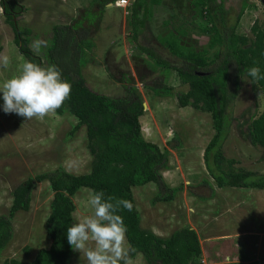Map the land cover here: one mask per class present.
Segmentation results:
<instances>
[{"label": "rangeland", "instance_id": "1", "mask_svg": "<svg viewBox=\"0 0 264 264\" xmlns=\"http://www.w3.org/2000/svg\"><path fill=\"white\" fill-rule=\"evenodd\" d=\"M16 1L24 7L17 14V26L30 31L25 36L30 48L36 39L48 41L57 24L87 28L95 43L90 62L83 69L89 87L111 97L125 95L131 86L140 93L146 105L140 117L143 135L169 152L170 167L161 174L170 187L180 188L173 200L153 203L158 186L154 182L136 186L134 196L142 226L163 235L184 225L195 229L203 243L206 261L202 264H264V189L217 186L204 160L205 148L215 133L211 114L192 106L181 107L177 94L187 90V84L181 83L175 69L157 63L141 49L152 48L164 60L176 63L160 41L175 26L185 28L184 44L200 50L209 46L211 17L220 28L236 26V32L244 35L250 34L255 20L264 25L261 2L209 0L204 5L201 0H145L144 11L149 9L151 15L141 12L143 25L136 39L131 23L135 0H126L123 5L119 4L122 0ZM0 55L12 60L8 69L0 68L3 84L19 74L25 58L1 4ZM249 81L240 78L222 147L228 158L238 161L237 167L264 175V146L254 145L249 139L251 121L264 111V89ZM157 86L171 87L172 95H155L153 88ZM3 104L0 92V215H9L12 191L20 182L59 168L75 174L89 172L92 155L87 147L86 125L77 126L79 121L73 114L55 112L42 120H26L14 112L5 113ZM204 179L210 183H204ZM89 190L82 187L72 197L74 220L90 214L82 203ZM52 198L48 181L40 182L32 191L29 210L19 211L12 218L13 237L0 254V264L11 259L30 261L41 248L50 246L46 221ZM70 264H87V259L74 251ZM132 264L147 262L138 254Z\"/></svg>", "mask_w": 264, "mask_h": 264}, {"label": "trees", "instance_id": "2", "mask_svg": "<svg viewBox=\"0 0 264 264\" xmlns=\"http://www.w3.org/2000/svg\"><path fill=\"white\" fill-rule=\"evenodd\" d=\"M160 1L153 0L154 3ZM144 2L135 0L132 7L131 23L136 39L143 25L141 12L151 15L149 9L144 11ZM200 2L205 5L209 0ZM0 4L6 12L24 10L16 0H0ZM219 9L223 14V5ZM203 10L207 12V9ZM211 20L213 33L207 48L198 50L184 44L187 33L182 26H175L160 37L176 63L164 60L152 48L141 49L157 63L175 69L181 83L187 84L188 89L177 94L181 107L192 106L211 114L215 133L205 148L204 160L208 174L217 186L264 189V175L237 167L238 161L228 158L222 147L229 130V108L240 88V78L251 80L247 70L253 66L259 67L264 75V25L255 20L250 34L244 35L236 32V26L222 29L213 17ZM6 21L16 32V42L25 60L41 66L56 65L62 72V78L71 83V96L56 113L73 114L78 118L77 126L86 125L87 147L92 162L90 171L86 173L75 174L59 168L28 177L16 185L12 191L9 215H0V254L13 237L12 218L19 211L29 210L32 191L43 181H48L53 190L46 221L50 246L41 248L30 261L11 259L2 264H70L74 251L67 240V228L75 222L76 207L72 197L82 187L103 191L106 198L114 196L133 204L131 211L122 209L119 212L127 226V240L135 249L131 259L142 254L147 264H202V246L195 229L184 225L174 229L168 237H162L142 226L134 188L154 182L158 192L152 199L153 203L173 200L180 188L170 187L161 174L162 170L170 167L169 152L143 135L140 117L145 109L137 88L128 87L125 95L111 97L89 87L83 75L95 48L89 29L76 28L71 24L55 25L48 37V46L39 55L33 52L25 37L30 31L20 29L9 14ZM216 46L217 50L211 52ZM252 84L264 89V79ZM153 89L157 96L172 95V88L168 86ZM249 139L254 145L264 146V111L251 121ZM203 182L210 183L207 179Z\"/></svg>", "mask_w": 264, "mask_h": 264}, {"label": "clouds", "instance_id": "3", "mask_svg": "<svg viewBox=\"0 0 264 264\" xmlns=\"http://www.w3.org/2000/svg\"><path fill=\"white\" fill-rule=\"evenodd\" d=\"M48 46L46 39H36L31 48L39 53ZM12 63L8 55H0V68L8 69ZM254 83L264 79L259 67L247 70ZM72 85L62 78L56 65L41 66L25 60L19 74L0 84L5 113H16L26 120L44 119L55 113L71 96ZM90 214L77 216L67 228V240L73 251H79L87 264H132L135 249L127 240V226L119 212L131 211L133 204L127 199L105 197L103 191L89 190L82 201ZM195 211V209H193Z\"/></svg>", "mask_w": 264, "mask_h": 264}, {"label": "flooded vegetation", "instance_id": "4", "mask_svg": "<svg viewBox=\"0 0 264 264\" xmlns=\"http://www.w3.org/2000/svg\"><path fill=\"white\" fill-rule=\"evenodd\" d=\"M3 13L5 16H7L8 14L11 15V18L14 20L15 24H17V18L19 17V14L20 12L19 11H9V12H6V10L4 9V6H3Z\"/></svg>", "mask_w": 264, "mask_h": 264}, {"label": "crops", "instance_id": "5", "mask_svg": "<svg viewBox=\"0 0 264 264\" xmlns=\"http://www.w3.org/2000/svg\"><path fill=\"white\" fill-rule=\"evenodd\" d=\"M155 232V231H154ZM156 234H158V235H160V236H162V237H168L169 235H170V233L169 234H166V235H163V234H159V233H157V232H155ZM198 235H199V233H198ZM199 238H200V235H199ZM200 243H201V246H202V263H205V261H206V259H205V257L203 256V243H202V240L200 239ZM208 261V260H207ZM209 262V261H208ZM239 262H243V261H239ZM210 264H214V263H210Z\"/></svg>", "mask_w": 264, "mask_h": 264}, {"label": "water", "instance_id": "6", "mask_svg": "<svg viewBox=\"0 0 264 264\" xmlns=\"http://www.w3.org/2000/svg\"><path fill=\"white\" fill-rule=\"evenodd\" d=\"M260 2H261V4L263 5V7H264V0H259ZM146 105L144 104V107H145Z\"/></svg>", "mask_w": 264, "mask_h": 264}, {"label": "built area", "instance_id": "7", "mask_svg": "<svg viewBox=\"0 0 264 264\" xmlns=\"http://www.w3.org/2000/svg\"><path fill=\"white\" fill-rule=\"evenodd\" d=\"M123 3H127L126 0H122L121 3L119 2L121 5H123Z\"/></svg>", "mask_w": 264, "mask_h": 264}]
</instances>
